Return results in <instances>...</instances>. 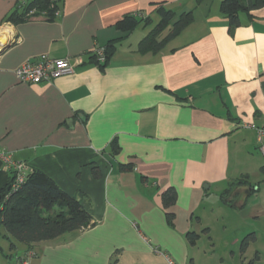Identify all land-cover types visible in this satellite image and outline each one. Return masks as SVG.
I'll list each match as a JSON object with an SVG mask.
<instances>
[{
	"label": "crops",
	"instance_id": "0c3cea01",
	"mask_svg": "<svg viewBox=\"0 0 264 264\" xmlns=\"http://www.w3.org/2000/svg\"><path fill=\"white\" fill-rule=\"evenodd\" d=\"M29 1L0 0V30L8 31L0 41V147L78 198L92 224L29 251L19 245L14 264L28 252L29 264H201V235L190 245L186 234L200 230L196 214L212 192L241 212L250 201V227L262 221L264 232L255 131L264 126V8L240 14L232 30L222 0H63L51 20L3 21ZM159 5L203 12L159 53L139 54L150 30L116 24L133 16L152 25ZM114 40L99 67L93 51ZM41 56L82 64L50 82L19 83L14 71ZM8 179L0 163V190ZM168 189L176 193L172 223L161 198Z\"/></svg>",
	"mask_w": 264,
	"mask_h": 264
},
{
	"label": "trees",
	"instance_id": "16d2710c",
	"mask_svg": "<svg viewBox=\"0 0 264 264\" xmlns=\"http://www.w3.org/2000/svg\"><path fill=\"white\" fill-rule=\"evenodd\" d=\"M63 0H31L18 4L9 13L4 22L17 24L30 17L44 16L53 19L59 11ZM203 0H196L199 5ZM264 8V0H222L219 4L221 15L228 22V29L239 26V15L250 13ZM158 23L139 42V54H157L165 46L179 36L194 20L193 11L176 13L173 10L159 5L155 10ZM148 27L151 19L137 20L133 16H126L116 24V28L129 33L139 26ZM117 40L110 41L104 47L105 62L98 64L105 67L115 51ZM91 60L97 63L92 54ZM117 150V148H116ZM126 167L122 166V171ZM13 176L9 173L7 184L0 190V254H4L1 241L8 244V251L13 253L22 245L27 251L34 245L54 240L67 233L77 232L91 226V216L82 206L81 201L64 193L48 176L39 170H30L24 182L12 190ZM241 182L230 184L231 190ZM227 189L226 191H230ZM225 192L224 194H227ZM168 223H172L174 213L171 211L176 201L173 189L164 191L161 195ZM205 232V231H204ZM187 241L194 245L199 238L196 233L186 234ZM255 240V234L244 237L240 244V251L244 253L249 244ZM257 258V256H256ZM255 258V259H256ZM19 259V258H18ZM17 259V260H18ZM16 260V261H17ZM17 264V263H15Z\"/></svg>",
	"mask_w": 264,
	"mask_h": 264
},
{
	"label": "rangeland",
	"instance_id": "374dc122",
	"mask_svg": "<svg viewBox=\"0 0 264 264\" xmlns=\"http://www.w3.org/2000/svg\"><path fill=\"white\" fill-rule=\"evenodd\" d=\"M191 4L193 7V2ZM202 12L203 9H199L194 15L200 16ZM158 21V17L154 15L153 24L146 29L152 30ZM241 202L243 203V200ZM249 213L250 201L241 212L221 205L219 198L212 192L204 209L196 214L201 217L200 230L197 232L201 237L195 247L201 264H264L263 222H253L250 227ZM201 230L205 231L206 235H202ZM251 232L255 234V240L249 244L247 253L243 254L240 251L241 241ZM1 246L5 255L0 254V264H14L18 252L10 253L5 241H1ZM10 254L11 258L8 257ZM256 254H259V260L255 263Z\"/></svg>",
	"mask_w": 264,
	"mask_h": 264
},
{
	"label": "built area",
	"instance_id": "2783aa9c",
	"mask_svg": "<svg viewBox=\"0 0 264 264\" xmlns=\"http://www.w3.org/2000/svg\"><path fill=\"white\" fill-rule=\"evenodd\" d=\"M98 64H104V48H96L93 51ZM82 64L80 59H51L41 56L38 60L27 61L20 65L14 75L19 83L36 84L40 82H50L61 76L69 75L74 72L76 66ZM257 138V149L264 158V126L255 128ZM0 163L4 171L13 176L12 190H17L24 182L30 169L21 162L15 161L10 152L4 147H0ZM33 258L32 253H27L23 258H19L17 264H29ZM171 263V262H170Z\"/></svg>",
	"mask_w": 264,
	"mask_h": 264
},
{
	"label": "bare ground",
	"instance_id": "6f19581e",
	"mask_svg": "<svg viewBox=\"0 0 264 264\" xmlns=\"http://www.w3.org/2000/svg\"><path fill=\"white\" fill-rule=\"evenodd\" d=\"M8 31L5 29V28H2L1 30H0V41L1 42H4L5 41V39L8 37ZM8 40V39H7Z\"/></svg>",
	"mask_w": 264,
	"mask_h": 264
},
{
	"label": "water",
	"instance_id": "95a60500",
	"mask_svg": "<svg viewBox=\"0 0 264 264\" xmlns=\"http://www.w3.org/2000/svg\"><path fill=\"white\" fill-rule=\"evenodd\" d=\"M8 44L4 43L3 45H1L2 48H5Z\"/></svg>",
	"mask_w": 264,
	"mask_h": 264
}]
</instances>
